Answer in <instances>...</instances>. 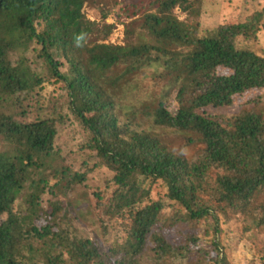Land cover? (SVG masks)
Listing matches in <instances>:
<instances>
[{"label":"trees","instance_id":"16d2710c","mask_svg":"<svg viewBox=\"0 0 264 264\" xmlns=\"http://www.w3.org/2000/svg\"><path fill=\"white\" fill-rule=\"evenodd\" d=\"M110 1L120 5L114 18L126 25L124 47L108 44L114 25L84 15L85 6L100 3L107 19L113 11L104 0H0V264H140L150 244L162 262L231 264L220 216L241 214L254 231L264 229V108L259 97L235 115L219 111L264 90V49L257 44L264 9L200 32L189 20L201 0ZM136 18L138 32L124 22ZM166 42L175 48L165 60ZM144 69L168 79L172 70L175 106L158 96L151 108H130L119 121L115 89ZM45 84H59L62 93L40 111ZM8 105L13 115H4ZM137 113L147 129L132 127ZM63 128L94 156L92 169L111 174L92 196L100 236L95 229L82 235L66 221L60 196L86 173L61 163ZM169 133L185 135L199 154L188 159L173 151ZM155 186L163 188L159 197H152ZM111 215L126 230L121 242L107 241L103 216ZM167 223L203 228L207 247L170 242L162 233Z\"/></svg>","mask_w":264,"mask_h":264},{"label":"rangeland","instance_id":"374dc122","mask_svg":"<svg viewBox=\"0 0 264 264\" xmlns=\"http://www.w3.org/2000/svg\"><path fill=\"white\" fill-rule=\"evenodd\" d=\"M123 0H117L118 4L122 3ZM103 3H106L107 6L104 8L111 9V12L107 19L103 20L100 14V3L95 4L94 7H84L83 12L86 18L90 21H95L99 25L107 24L114 25L115 29L111 35L110 42L108 44L124 47L126 45V25H122L117 22L114 18L120 9V5H114L110 0H104ZM264 9V0H201L200 4L194 8V14L190 18V24H198L199 31H213L219 25L222 24H232L238 23L251 15L254 11H259ZM176 16L180 20H185L186 16L180 14V12H175ZM137 19V18H136ZM137 20L128 19L124 20L128 25L129 30L138 32L140 26L137 24ZM134 32V33H136ZM149 44H156L154 38L147 36L145 41ZM160 44V43H159ZM158 44V45H159ZM257 44L259 47L264 49V26L259 34ZM163 52L167 54L166 58L173 52L172 49L175 46L172 43L166 42L161 44ZM13 63L16 61V56H12ZM33 70H37L35 65H31ZM160 72V70H157ZM157 73V72H155ZM161 74H164L161 69ZM166 75L170 76L168 78L153 77V70L144 69L139 76H136L132 79V83H127L125 85H118L115 89L114 100H116L117 107H119L118 114L120 113L119 121L126 120L130 115V108L138 109L139 112L142 107L151 108L157 101L159 96L160 98L167 100L168 107H174L173 100V84L174 77L172 70H169ZM123 87V90L120 88ZM43 91L38 93V105L39 110L44 111L45 106L49 105V98L53 97L58 98L60 94V85L59 84H45ZM120 89V90H119ZM172 90V91H171ZM262 98V101L259 104L260 108H264V90L253 91L244 94L241 97L236 98L235 103L232 107L228 109H222L219 111L220 114L232 116L239 113L241 110L245 109L244 106L248 102L254 101L258 98ZM251 107L250 105L247 107ZM123 108V111L121 110ZM65 112L69 114V110L66 108ZM15 113L14 106L8 105L6 110H4V115H13ZM215 113V112H214ZM140 114V113H139ZM139 114L133 118L132 127L136 129H147V125L139 118ZM71 120V115H69ZM131 118H129L130 120ZM130 122V121H129ZM69 126V124H68ZM74 127V126H73ZM71 128L75 131V127ZM64 129V128H63ZM170 132V131H168ZM169 137V138H168ZM167 140H170V147L173 151L181 150L183 155L186 158H193L199 154L200 149L195 147V149L190 146H186V137L181 134H168ZM69 130V132L64 129L62 134L58 136L59 147L62 149L63 153L61 155L62 164L68 169H71L72 172L82 174L86 173V180L83 183L75 184L69 190L65 196H60V200L63 203V207L67 210L66 213L69 214V218L66 221H69L73 229H78L82 235L88 236L90 230L95 229L97 235L100 236V229L98 218L95 216L94 211V201L93 193L102 190L104 185L108 183L111 179V174L105 170H95L92 169L95 162L94 156L87 152L79 150L81 144V138L75 136ZM192 156V157H191ZM88 171H90L88 173ZM163 188L155 186L154 191L152 192V197L161 196V191ZM46 198V197H45ZM264 198L260 201L262 202ZM258 204V203H257ZM116 211V209H115ZM113 211V213L115 212ZM112 213V214H113ZM107 221L109 227V233L107 235V241L111 243L121 242L125 238V232L123 225L119 226V223L116 222L112 215L110 219L103 216ZM220 225L222 226L223 236L222 243L223 249L228 256L231 264H264V229L259 228L257 231L253 230L251 222L249 219H245L241 214H227L220 216ZM93 227L91 228V225ZM167 223V227L162 231L164 236L174 244L184 245L188 243L192 248H206L208 239L205 238L204 229L201 227L190 229L189 227L184 229L179 227L176 229V226H171ZM91 233V232H90ZM90 235V234H89ZM186 235H191L194 238H197L198 241L196 245L191 244L186 241ZM102 240H100L101 242ZM150 243V242H149ZM152 244L149 245V248L145 253L140 254L138 261L140 264H175L171 261H159L151 251ZM108 246H106L107 248Z\"/></svg>","mask_w":264,"mask_h":264}]
</instances>
